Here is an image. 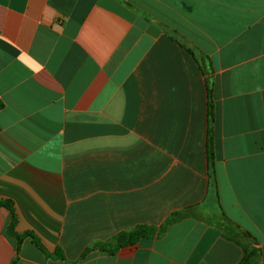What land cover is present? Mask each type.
<instances>
[{
  "label": "crops",
  "instance_id": "obj_1",
  "mask_svg": "<svg viewBox=\"0 0 264 264\" xmlns=\"http://www.w3.org/2000/svg\"><path fill=\"white\" fill-rule=\"evenodd\" d=\"M0 102V264H264V0H0Z\"/></svg>",
  "mask_w": 264,
  "mask_h": 264
},
{
  "label": "trees",
  "instance_id": "obj_2",
  "mask_svg": "<svg viewBox=\"0 0 264 264\" xmlns=\"http://www.w3.org/2000/svg\"><path fill=\"white\" fill-rule=\"evenodd\" d=\"M3 103L0 102V110L3 108ZM211 118L213 117L214 113H213V105L210 104V112H209ZM212 130H209V141H208V154H209V160H211V162L213 161L214 158V154H213V143H212V138L210 137ZM4 204L6 205L8 208L12 209V206L10 205V203H1L0 205ZM177 220V217H173L170 218L168 221V224H171L173 222H175ZM17 223V217L15 214H13V218H12V223L9 227V231L11 234H13L16 239H17V243H18V247L21 244L22 238L23 236L18 235L17 233H15L14 228L16 226ZM236 228V229H235ZM236 233H234L232 230L230 229H224L227 238L237 242L238 244H240L241 246L244 247L245 249V258L242 261L241 264H256V262L258 261L259 257H260V252L258 249L256 248H252L250 246H246L242 243V239H246V240H250L252 241V237L249 233H246L244 231H242L241 229H239L238 227H234ZM155 233V228L154 227H146V226H140L137 227L131 231H127L124 233L119 234L118 236H116L113 240L107 242V243H96L93 247L89 248L87 250H93V249H99L103 252H107V253H114L115 251H117L118 249L128 246V245H132L134 243H136L138 240H140L141 238H146V237H150ZM254 242V241H253ZM35 243L40 246L43 251L46 253V255L49 258H59L61 260H65L64 256L61 255V251H56L54 254H51L49 252H47L42 245L40 244V242L38 240L35 239ZM86 256L83 255V258Z\"/></svg>",
  "mask_w": 264,
  "mask_h": 264
},
{
  "label": "rangeland",
  "instance_id": "obj_3",
  "mask_svg": "<svg viewBox=\"0 0 264 264\" xmlns=\"http://www.w3.org/2000/svg\"><path fill=\"white\" fill-rule=\"evenodd\" d=\"M227 229H231L234 233H236L235 229L232 228L230 225L227 226Z\"/></svg>",
  "mask_w": 264,
  "mask_h": 264
}]
</instances>
